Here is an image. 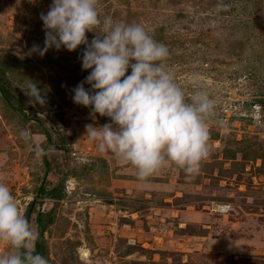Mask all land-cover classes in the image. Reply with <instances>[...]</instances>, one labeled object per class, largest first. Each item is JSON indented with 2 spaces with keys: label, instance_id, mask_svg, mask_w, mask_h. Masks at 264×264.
I'll use <instances>...</instances> for the list:
<instances>
[{
  "label": "rangeland",
  "instance_id": "obj_1",
  "mask_svg": "<svg viewBox=\"0 0 264 264\" xmlns=\"http://www.w3.org/2000/svg\"><path fill=\"white\" fill-rule=\"evenodd\" d=\"M51 4L0 0V67L27 106L24 116L0 92V182L24 216L32 204L45 215L48 264H264V0H99L102 17L142 24L169 48L187 97L198 74L216 101L200 172L170 164L146 181L85 135L111 123L73 102L85 46L28 54L44 47ZM34 82L44 104L26 94ZM40 187L57 193L37 199Z\"/></svg>",
  "mask_w": 264,
  "mask_h": 264
},
{
  "label": "clouds",
  "instance_id": "obj_2",
  "mask_svg": "<svg viewBox=\"0 0 264 264\" xmlns=\"http://www.w3.org/2000/svg\"><path fill=\"white\" fill-rule=\"evenodd\" d=\"M40 19L44 47L34 45L29 55L43 57L53 48L74 52L85 46L82 70L89 75L73 89L72 99L110 119L103 126L86 125L85 135L97 142L101 153L111 152L133 166L140 181L170 164L188 176L200 172L211 155L208 120L216 101L198 74L192 78L197 88L189 98L166 66L169 48L142 24L102 17L99 0H52ZM89 32L95 33L91 42ZM26 94L34 103H45L36 82ZM37 239L16 197L0 182V243L8 248L0 254V264H48L35 250Z\"/></svg>",
  "mask_w": 264,
  "mask_h": 264
},
{
  "label": "trees",
  "instance_id": "obj_3",
  "mask_svg": "<svg viewBox=\"0 0 264 264\" xmlns=\"http://www.w3.org/2000/svg\"><path fill=\"white\" fill-rule=\"evenodd\" d=\"M0 92L3 95L5 101L8 103V105L16 112L21 113L22 115L26 116V110H27V106L26 104L22 103L16 96L15 94L9 89V87L6 84V80H5V72L1 69L0 67ZM45 135L47 136L48 139V144L47 146L49 147V145L51 146V142H52V136L49 132V130L45 129ZM44 159H45V165L47 167H49V161L47 158V154L44 153ZM57 192L54 191H47L45 189V187H40L38 190V194H37V199H43L46 197H54V194ZM36 206H34V204H32L30 206V208L28 209V211L25 214V217L29 220V222L31 221V216L34 213H38V239L36 240V252H38L41 255H45L44 252V239H45V232H46V220H45V215L38 211L36 212Z\"/></svg>",
  "mask_w": 264,
  "mask_h": 264
}]
</instances>
